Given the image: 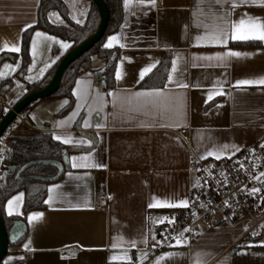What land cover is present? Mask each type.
<instances>
[{
	"label": "crops",
	"instance_id": "crops-1",
	"mask_svg": "<svg viewBox=\"0 0 264 264\" xmlns=\"http://www.w3.org/2000/svg\"><path fill=\"white\" fill-rule=\"evenodd\" d=\"M62 1L70 20L82 23L88 0ZM39 4L0 0V55L13 54L0 61V82L12 78L3 87L4 110L71 45L35 28L24 78L15 76L22 33L37 23ZM121 6L118 29L104 40L105 45L109 36L117 37L111 46L118 48L114 87L84 72L73 81V101L64 114L58 111L67 97L53 103L50 96L17 117L23 120L20 131L62 137L58 141L69 147V168L47 183L44 209L23 215V191L5 201L6 215L23 216L26 233L0 264H264V219L247 234L240 225L222 226L190 240L181 237L174 248L156 255L147 250L155 235L148 211L188 202L190 159L231 156L264 140V84L258 83L264 79V40L232 39L233 24L257 20L264 26V0H131L127 10L121 0ZM46 17L67 24L56 9ZM223 33L226 39H215ZM165 53L170 64L164 85L138 87L141 71L149 66L151 71ZM100 65L92 61V67ZM245 80L254 83L237 84ZM33 107L40 116L33 117ZM34 213L41 215L30 222Z\"/></svg>",
	"mask_w": 264,
	"mask_h": 264
},
{
	"label": "trees",
	"instance_id": "trees-1",
	"mask_svg": "<svg viewBox=\"0 0 264 264\" xmlns=\"http://www.w3.org/2000/svg\"><path fill=\"white\" fill-rule=\"evenodd\" d=\"M108 10V22L102 38L94 44L92 48L83 53L76 61L72 62L61 81L58 90L53 93L52 97H67V103L58 111V114H64L72 104V96L70 93L73 81L84 72H90L94 77H103L105 87H114V70L117 47H104V40L107 35L115 32L121 22L122 6L121 0H103ZM50 9H56L63 17L67 24L56 25L48 21L46 13ZM39 14L37 23L22 33L21 41V65L15 72V76L23 80L28 63L30 61L28 46L30 35L35 28H41L49 33L60 36L70 42V49L76 47L89 37L99 24V14L95 6L88 0V10L85 19L82 23H75L68 17V10L62 0H40ZM237 44V43H236ZM66 51V52H67ZM52 53H57V47H52ZM13 56V54L0 55V61L5 57ZM62 56L58 57L55 63L50 66L47 71L36 81L26 84V93L44 87L52 78ZM94 57L100 58L101 65L92 67ZM170 64V56L165 53L159 63L147 73L138 83V87L142 88H159L165 83L168 68ZM12 78L8 77L0 82V97L4 98V86H10ZM31 105V104H30ZM28 105L25 109H27ZM7 110L2 108V113ZM20 127V126H19ZM18 127V129H19ZM16 130L10 137L9 143L4 153L2 162V171H8L6 181L3 185L0 183V214L5 223L6 228H9L12 222L16 219H23L20 215H6L4 211L5 201L14 193L23 191L24 197L22 201V213L45 208L46 182L27 180L26 175H41L52 176L56 173V169L52 166L32 165L27 167L18 178L16 173L18 169L25 163L32 160L53 159L61 160L63 151L69 150V147L62 144L48 132H34L29 130ZM111 264H127V263H111Z\"/></svg>",
	"mask_w": 264,
	"mask_h": 264
},
{
	"label": "built area",
	"instance_id": "built-area-1",
	"mask_svg": "<svg viewBox=\"0 0 264 264\" xmlns=\"http://www.w3.org/2000/svg\"><path fill=\"white\" fill-rule=\"evenodd\" d=\"M2 108L0 97V118ZM17 117L0 134V181L7 144L23 124ZM188 172L187 207L148 211V220L155 224L154 239L147 248L150 255L174 248L181 237L190 240L203 230L240 225L247 234L264 219V140L231 156L192 158ZM253 188L258 191L251 192Z\"/></svg>",
	"mask_w": 264,
	"mask_h": 264
},
{
	"label": "water",
	"instance_id": "water-1",
	"mask_svg": "<svg viewBox=\"0 0 264 264\" xmlns=\"http://www.w3.org/2000/svg\"><path fill=\"white\" fill-rule=\"evenodd\" d=\"M95 6L99 14V24L96 30L87 37L83 42H81L76 47L65 52L56 69L53 73L52 78L49 82L42 88L33 90L31 92L25 93L20 99H18L7 111L1 113L0 118V134L5 130V128L14 120L16 117L25 110V108L34 103L35 101L43 98L50 97L55 93L60 87L61 81L65 75L68 66L76 61L83 53L92 48L95 43H97L103 36L107 22H108V10L106 4L103 0H90ZM8 87L5 86L4 89ZM32 165H45L52 166L57 171L52 176H41V175H26L25 179L41 181L50 183L61 177L65 169L69 168V151L64 150L61 160L53 159H41L32 160L23 164L16 173V178L29 166ZM8 171H3L2 180L0 181L3 185L6 181ZM26 233V225L23 220L16 219L12 222L9 228H6L5 223L0 214V262L4 259L5 255L12 250L11 248L19 243L24 234Z\"/></svg>",
	"mask_w": 264,
	"mask_h": 264
},
{
	"label": "snow or ice",
	"instance_id": "snow-or-ice-1",
	"mask_svg": "<svg viewBox=\"0 0 264 264\" xmlns=\"http://www.w3.org/2000/svg\"><path fill=\"white\" fill-rule=\"evenodd\" d=\"M131 3V0H124V5H125V9L127 10L128 6L130 5ZM137 3L138 4H153L154 3V0H137ZM236 5H233V7H235ZM232 39L233 40H236V39H240V40H247V39H258V40H264V26H262L257 20H250L247 24H245L244 21H241L240 22V25L237 26L236 24H233L232 25ZM37 36H40L42 35L41 33L37 32L36 33ZM226 36L227 34L226 33H223L222 35L220 36H217L215 37V39L217 40H222V39H226ZM117 40V37L115 35L113 36H109L108 37V42L104 45V47H111L112 46V43L114 41ZM62 47L66 48L68 47L67 44H63ZM10 51H18L17 48H11L9 49ZM226 55H230V56H239L240 53L238 52H229V53H226ZM5 67H8L7 65H5ZM150 68L151 66L149 67H146L145 69H143L140 73L141 75V78H143V76L145 75V73H147L148 71H150ZM173 68H175V61H173ZM116 78L117 80L120 79V74L119 72H117V75H116ZM172 76H171V73L169 74V79L171 80ZM79 83V82H78ZM251 83H254L253 81H237V84H251ZM258 83H261V84H264V79L262 80H259ZM182 87H186V85H181ZM157 94L158 93V90H156ZM74 94H75V91H74ZM137 96H140V95H151V93H137L136 94ZM211 98V97H210ZM87 121L85 122V127H87ZM98 128L101 127L102 125L100 124H97L96 125ZM53 139H57V140H60L62 139V137L60 136H57V135H54L53 136ZM64 143H69L70 141L69 140H63ZM212 153H209V155H211ZM217 159H219V156L216 157ZM73 161H75L77 158L76 157H73L72 158ZM81 159H84L83 157H81ZM77 165L75 163H73V167H76ZM261 175H264V174H261ZM51 191V189H50ZM258 191V189L256 188H253L251 189V192H256ZM20 197L17 196V197H14L12 200H9L8 201V204L9 206H11L13 204V201L14 200H19ZM153 206V205H150V207ZM164 206H169V207H187L188 206V202L187 201H181L179 202L178 204H175V205H172V204H168V205H164ZM9 214H11V211L9 212ZM41 214L40 213H34V214H30L28 219L29 221L31 222L34 218H38ZM185 231H187V229H185ZM177 243L179 244L180 241H177Z\"/></svg>",
	"mask_w": 264,
	"mask_h": 264
},
{
	"label": "rangeland",
	"instance_id": "rangeland-1",
	"mask_svg": "<svg viewBox=\"0 0 264 264\" xmlns=\"http://www.w3.org/2000/svg\"><path fill=\"white\" fill-rule=\"evenodd\" d=\"M96 61H102L100 58H98V57H94L93 58V63H95ZM52 97V96H51ZM51 100V102H56V101H61V98H59V97H53V98H50ZM49 101V100H48ZM32 114H33V117L34 116H40V114H41V110L39 109V107H33V110H32ZM31 118H32V115H31ZM33 120V119H32ZM34 122V121H33Z\"/></svg>",
	"mask_w": 264,
	"mask_h": 264
}]
</instances>
